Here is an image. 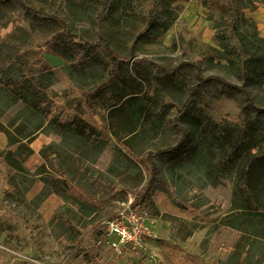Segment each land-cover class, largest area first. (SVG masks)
I'll use <instances>...</instances> for the list:
<instances>
[{
  "label": "rangeland",
  "instance_id": "374dc122",
  "mask_svg": "<svg viewBox=\"0 0 264 264\" xmlns=\"http://www.w3.org/2000/svg\"><path fill=\"white\" fill-rule=\"evenodd\" d=\"M133 1L119 0L99 20L102 0H0V44L15 48L31 66L38 58L50 64L57 90L50 86L48 92L67 94L62 106L94 96L102 85L136 92L109 107L92 99L73 111L57 109L75 125L92 124L96 139L74 127L48 144L35 134L21 141L33 151L26 158L27 151L16 152L20 142L9 146L6 138L7 132L23 138L17 129L24 105L0 86V132L6 138L0 147V264H246L253 255L252 239L244 244L243 232L226 225L231 215L239 217L231 183L213 180L199 167L207 123L242 125L254 113L251 101L264 109V82L237 72L217 39L227 0H139L147 10H169L167 30L149 27ZM33 12L58 17L77 39L93 43L102 37L112 54L102 46L91 52L108 64L104 78H70L64 61L53 62V46L40 53L54 20ZM243 15L244 35L263 45L264 3ZM182 130L190 144H180L176 158L155 155L177 144ZM57 178L64 186L50 183ZM42 191L48 195L36 205ZM129 196L156 217L155 235L145 252L115 254L97 241L105 237L103 220Z\"/></svg>",
  "mask_w": 264,
  "mask_h": 264
},
{
  "label": "trees",
  "instance_id": "16d2710c",
  "mask_svg": "<svg viewBox=\"0 0 264 264\" xmlns=\"http://www.w3.org/2000/svg\"><path fill=\"white\" fill-rule=\"evenodd\" d=\"M118 1L102 0L103 8L98 16L99 20L108 17L116 9ZM133 2L137 5L136 11L148 21L149 27L167 30L172 24L173 18L168 9L152 7L147 10L139 3V0ZM256 2L264 3V0H227L220 10L221 19L216 28V36L221 48L228 54L229 61L236 66L237 72L256 77L264 82V44L257 45L254 39L244 35L246 18L243 10L255 6ZM33 13L35 17L54 20L52 24L55 30H52L49 39L39 49L40 53L53 46V50L66 64V71L68 75L70 74V78L93 80L94 82L91 83L104 78L108 64L101 57L93 58L91 52L96 49L95 47L102 46L108 54H112L102 37L93 43L77 39L58 17L41 12ZM55 21L61 24V28L57 27ZM59 33L65 36H59ZM35 64L36 66L29 65L15 48L0 44V86L24 105V109L18 114L19 118H23V124L17 129L22 133L23 138H11L9 133H6L9 146L20 142L16 150L19 156H22L24 150L27 151L26 158L33 152L21 141L27 138L32 139L39 131L62 136L74 127L78 134L87 135L89 140L96 139L92 124L83 122L75 125L56 113L57 109L73 111L76 105H83L92 99H99L103 106L109 107L116 105L127 95L136 93L124 92L123 88L115 84L111 87L102 85L94 96H86L78 102L72 100L62 106L60 103L67 100L68 95L48 92L49 87L57 80L53 67L41 58H38ZM246 97L248 101H251L249 94H246ZM250 105L254 108V113L242 125L230 122L224 125L207 123L203 127L202 143L205 152L200 157L199 167L203 168L205 174L211 179L225 178L231 183L233 209L238 210L236 216L239 217L231 215L226 225L243 232L244 244L252 239L251 244L256 245L253 255L247 258L246 264H264V119L260 118L261 115L264 116V109H255L252 101ZM184 106L188 108L187 104ZM182 132L183 136L177 144L157 151L155 155L162 154L167 158H176L179 145L186 140L187 145L190 144L188 132L184 130ZM194 153L191 151L188 155L192 156ZM151 170L153 172L156 170L154 165L151 166ZM48 181L44 180V184ZM61 181L57 178L52 179L50 183L54 187L59 183L64 186V182ZM32 184L33 181L29 180L24 187L25 190H28ZM66 189L65 187L64 190ZM47 195L48 193L42 191L33 201L39 205ZM59 209L61 208H58L55 214ZM232 264L240 263L236 260Z\"/></svg>",
  "mask_w": 264,
  "mask_h": 264
},
{
  "label": "built area",
  "instance_id": "2783aa9c",
  "mask_svg": "<svg viewBox=\"0 0 264 264\" xmlns=\"http://www.w3.org/2000/svg\"><path fill=\"white\" fill-rule=\"evenodd\" d=\"M122 206L114 216L103 220L101 230L105 237L97 243L107 245L115 254L145 252L147 240L155 235L158 220L145 205L135 203L131 196Z\"/></svg>",
  "mask_w": 264,
  "mask_h": 264
},
{
  "label": "crops",
  "instance_id": "0c3cea01",
  "mask_svg": "<svg viewBox=\"0 0 264 264\" xmlns=\"http://www.w3.org/2000/svg\"><path fill=\"white\" fill-rule=\"evenodd\" d=\"M54 57V63L55 64H60V63H63V60L60 56L56 55V56H53ZM52 57V58H53ZM50 57H48L49 59ZM70 81V80H69ZM51 90H57L56 86H51L50 88ZM72 131V130H70ZM68 131V132H70ZM68 132H66L65 134H67ZM39 135L40 137V142H45V144H48L50 142H56L58 140V136H54V134L50 133V134H46V133H43L42 131L40 132H37L36 133V136ZM35 136V137H36ZM6 145V138L4 137V135L0 132V147ZM50 200H52V197H50Z\"/></svg>",
  "mask_w": 264,
  "mask_h": 264
}]
</instances>
